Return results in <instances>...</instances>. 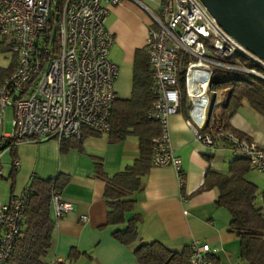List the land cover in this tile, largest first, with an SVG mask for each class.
<instances>
[{"label": "built area", "instance_id": "built-area-1", "mask_svg": "<svg viewBox=\"0 0 264 264\" xmlns=\"http://www.w3.org/2000/svg\"><path fill=\"white\" fill-rule=\"evenodd\" d=\"M123 1L144 8L152 17L146 40L148 62L157 94L149 116L158 121L153 165H172L180 173L181 160L170 146L169 117L181 105L179 54L192 60L185 70V93L191 102L187 120L198 140L214 146L212 135L201 132L208 118L207 87L213 67L240 70L264 80V60L242 46L210 14L200 0H156L155 11L144 0H0V38L15 54V67L0 86V124L7 106L13 107L12 132L0 139L3 151L18 139H80L85 129L106 133L111 127L118 67L109 59L114 36L107 26L110 9ZM239 56L249 67L224 62ZM201 63L209 69L205 83L190 78V67ZM203 95H192L194 89ZM203 105V107L201 106ZM213 125V118H211ZM234 155L249 160L264 174V145L221 131ZM8 142V143H7ZM14 168L19 160L12 162ZM2 166L0 163V179ZM30 196L26 186L0 204V264L22 235V223ZM54 220L72 209L60 194L51 197ZM184 264H212L216 251L208 243L193 240Z\"/></svg>", "mask_w": 264, "mask_h": 264}, {"label": "crops", "instance_id": "crops-1", "mask_svg": "<svg viewBox=\"0 0 264 264\" xmlns=\"http://www.w3.org/2000/svg\"><path fill=\"white\" fill-rule=\"evenodd\" d=\"M150 22L138 5L130 1L110 9L107 26L114 44L109 59L118 67L115 99H128L131 95L135 52L146 47ZM1 43L0 39V68L13 65L14 69L13 53L3 52ZM223 91L221 101L227 89ZM7 107L0 124V139L12 132L13 107ZM190 108L189 98L186 96L185 101L181 91L180 108L169 117L170 146L181 160L180 173L172 165H152L143 178L142 190L131 196L133 209L125 214V219L137 217L134 242L126 244L114 236V231L125 225L108 223L105 182L96 171L99 161L104 174L111 177L136 159L139 146L134 136L111 141L108 132L94 135L86 131L78 146L65 150H61V142L70 144L71 139L12 142L5 137L4 141L10 145L0 158V181L5 178L9 181L0 184V204L20 194L15 189L17 183L30 186L37 179L58 180L61 198L70 202L72 209L55 221L50 264H141L137 248L150 243L160 244L185 261L193 240L216 249L211 255L212 264H246L240 259L239 240L229 230L230 213L216 205L217 189L199 190L207 170L225 171L234 154L223 141H216L211 148L196 138L187 124ZM228 123L248 139L264 145V114L247 98L239 100ZM14 159L19 160L17 168L12 165ZM244 178L256 185V201L260 204L264 174L250 168ZM49 214L54 219L51 203Z\"/></svg>", "mask_w": 264, "mask_h": 264}, {"label": "trees", "instance_id": "trees-1", "mask_svg": "<svg viewBox=\"0 0 264 264\" xmlns=\"http://www.w3.org/2000/svg\"><path fill=\"white\" fill-rule=\"evenodd\" d=\"M192 57L181 51L179 54V87L186 101L184 76L186 66ZM226 63L249 67L243 57L234 56L223 60ZM13 65L0 71V83L11 73ZM148 62L147 46L135 52L133 84L128 99H115L111 109V127L108 131L111 141H118L129 136L138 140L139 156L125 165L120 171L109 177L102 171L101 163L96 161L98 177L105 182L104 196L107 202V221L109 224H124L123 229L114 231V236L129 244L137 238V217L126 221L125 214L133 209L132 194L143 188V178L153 165L155 150L154 139L160 134L158 121L149 116L152 103L157 94ZM211 80L220 86L224 98L215 103L208 113L202 132H209L216 141H223L218 136L221 131L231 132L239 139H248L242 133L232 129L228 118L239 106V100L247 98L250 104L264 114V80L246 72L224 67H214ZM2 84V83H1ZM217 108V110H216ZM213 118V125L211 124ZM86 131L97 135L99 132L85 129L80 139L69 138L72 143L61 142V150L68 146H78ZM250 140V139H248ZM249 160L241 155H234L225 171L208 169L205 180L199 190L216 188V205L224 207L231 216L229 230L240 243V259L246 264H264V191L262 202L257 203L258 189L247 181L244 175L250 170ZM29 202L24 213L22 235L14 243L11 253L4 264H50L49 256L53 246L55 220L50 217L49 207L52 195L60 194L58 180H34L30 186ZM24 226V228H23ZM141 264H184L180 255L171 253L160 244H141L137 248ZM189 254V250H188ZM72 256V255H70Z\"/></svg>", "mask_w": 264, "mask_h": 264}, {"label": "water", "instance_id": "water-1", "mask_svg": "<svg viewBox=\"0 0 264 264\" xmlns=\"http://www.w3.org/2000/svg\"><path fill=\"white\" fill-rule=\"evenodd\" d=\"M200 1L233 38L264 60V0Z\"/></svg>", "mask_w": 264, "mask_h": 264}, {"label": "rangeland", "instance_id": "rangeland-1", "mask_svg": "<svg viewBox=\"0 0 264 264\" xmlns=\"http://www.w3.org/2000/svg\"><path fill=\"white\" fill-rule=\"evenodd\" d=\"M156 0H144L143 1V4L148 7L149 9L151 10H154L155 11V8H156ZM135 4V3H134ZM137 5V4H136ZM138 7L143 11L144 15L146 16V18L151 21L153 20L151 15L142 7H140L138 5ZM2 40V43H1V46H2V51L3 52H11V48L9 46L6 45L7 43V40L5 39V37H2L0 38ZM15 59V54H13V60ZM15 61V60H14ZM15 67V66H14ZM214 69V67H213ZM3 68H0V71H2ZM193 71V70H192ZM203 76V74H202ZM201 76V78H202ZM203 80V79H201ZM207 93H208V96H209V104H208V107H207V112L209 113L210 109L212 108V106L216 103H219L222 99V89L220 88V86L218 85H215L213 84L212 80H210L209 84H208V87H207ZM217 110V108H216ZM10 111V108L7 107V113ZM6 181H9L8 178H5V179H2L0 181V184L6 182ZM26 187L25 184H20V183H17L15 185V189L16 191L18 192H22L24 190V188Z\"/></svg>", "mask_w": 264, "mask_h": 264}, {"label": "bare ground", "instance_id": "bare-ground-1", "mask_svg": "<svg viewBox=\"0 0 264 264\" xmlns=\"http://www.w3.org/2000/svg\"><path fill=\"white\" fill-rule=\"evenodd\" d=\"M193 70V71H192ZM190 78L193 79L195 81V83L199 84V83H205L206 79L204 78L205 75L207 76L208 73H209V69L204 66L203 64L201 63H197V64H194L190 67ZM203 74V76H202ZM202 76V78H201ZM203 79V80H201ZM200 93H203V89H194L193 92L191 93L192 95H196L197 94H200Z\"/></svg>", "mask_w": 264, "mask_h": 264}]
</instances>
